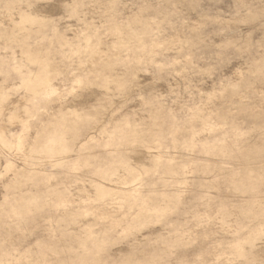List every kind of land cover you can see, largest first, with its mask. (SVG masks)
Returning a JSON list of instances; mask_svg holds the SVG:
<instances>
[{
    "label": "clouds",
    "instance_id": "obj_1",
    "mask_svg": "<svg viewBox=\"0 0 264 264\" xmlns=\"http://www.w3.org/2000/svg\"><path fill=\"white\" fill-rule=\"evenodd\" d=\"M0 264H264V0H0Z\"/></svg>",
    "mask_w": 264,
    "mask_h": 264
}]
</instances>
